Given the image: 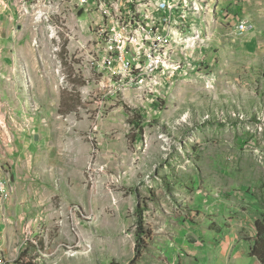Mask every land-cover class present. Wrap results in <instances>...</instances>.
<instances>
[{
    "label": "rangeland",
    "instance_id": "374dc122",
    "mask_svg": "<svg viewBox=\"0 0 264 264\" xmlns=\"http://www.w3.org/2000/svg\"><path fill=\"white\" fill-rule=\"evenodd\" d=\"M191 15L193 51L164 62L185 74L147 73L139 88L100 71L80 20L52 39L57 19L18 15L0 46V264H130L137 233L148 264L167 248L262 264L249 252L264 225V0H206L201 25ZM48 158L82 173L45 179ZM75 180L97 209L67 201Z\"/></svg>",
    "mask_w": 264,
    "mask_h": 264
},
{
    "label": "built area",
    "instance_id": "2783aa9c",
    "mask_svg": "<svg viewBox=\"0 0 264 264\" xmlns=\"http://www.w3.org/2000/svg\"><path fill=\"white\" fill-rule=\"evenodd\" d=\"M205 4L206 0H194L192 4L191 14L199 13L200 25L206 16ZM3 6V0H0V8ZM183 7H173V0H152L151 7H143V0H64L59 16L69 21V13H77L84 31L92 36L101 34V44H93L95 65L102 73L120 72V86L124 79H133L135 88H139L140 84L150 81L140 80V72H150V79L151 75H158L160 85L161 82L171 84L182 72L185 74L182 65H164V58L185 55L194 48L183 47V40L190 39L186 34L179 35L176 47H169L168 37H165L166 25L191 21V15L183 14ZM81 15L86 18L82 20ZM125 29L135 30V37H125ZM33 43L37 44L35 40ZM0 182L2 196L7 197L6 177L1 175Z\"/></svg>",
    "mask_w": 264,
    "mask_h": 264
},
{
    "label": "crops",
    "instance_id": "0c3cea01",
    "mask_svg": "<svg viewBox=\"0 0 264 264\" xmlns=\"http://www.w3.org/2000/svg\"><path fill=\"white\" fill-rule=\"evenodd\" d=\"M3 4L4 6L0 8V46L2 47H4V45L2 44V40H5L6 38L10 39V36H12L13 34V31H11V26L13 25V23L16 22L17 24L19 22V17L17 15L16 8L17 1L3 0ZM23 22L26 23V21ZM17 28H19L18 25ZM82 165L83 163L81 161H70V159L58 160L54 158H48L45 160V179H49L52 177H65L70 175H73V177L77 179L76 175L80 176L82 173ZM16 175H22V172L17 170ZM69 190H71V194L67 196V198L69 199L67 201H73L81 209H97L99 196L98 194L91 191V194L89 196L86 189L82 188L81 183L76 182V180L74 181V185L69 187ZM55 194V191H52L51 188L45 186V206L51 203V197L55 196ZM61 194V197L63 196V202L64 204H66L64 201L65 196L63 192ZM63 230L69 240H72V238H74V236L69 230L68 224L66 225V227L63 226ZM167 250L168 251L165 252L164 257L161 258L160 262L157 260V258H154V262L151 264H183L185 262H191L192 264H200L196 260H193L188 254L178 256L177 254H175L177 253V251H174V253L171 249L167 248ZM141 259L142 257L140 255V259L137 261L136 264H148L141 261Z\"/></svg>",
    "mask_w": 264,
    "mask_h": 264
},
{
    "label": "bare ground",
    "instance_id": "6f19581e",
    "mask_svg": "<svg viewBox=\"0 0 264 264\" xmlns=\"http://www.w3.org/2000/svg\"><path fill=\"white\" fill-rule=\"evenodd\" d=\"M16 1H17V7H16L17 15L19 16H24L26 18H29L36 23L46 22L47 24L49 23L48 25H51V23H53V19L58 20L57 24L53 23L54 24L53 26H49V37L52 39L57 37L58 34L63 31V29H68L69 34L72 35L76 33L80 34L84 30V29L80 30L78 28L79 27L78 21L80 19H78L77 13H69V21L67 20V18H63L59 16L60 6L61 4L64 3V0H30V2H25V0H16ZM192 4L193 3L191 2V0H173V7L184 6L183 7L184 15H191ZM151 6H152V0H143V7H151ZM72 21L75 22L72 23ZM69 25H71V29L69 28ZM175 25L179 27L180 31L182 30L181 34L176 35L179 29L178 27L176 28ZM190 26L192 27V25L188 26L187 23H185L184 21H180L179 24L166 25L165 37H168V43L170 41L171 44L172 42L177 44V41L179 40V35L186 34V37H188L187 35L191 28ZM125 37H135V30L125 29ZM90 38H92V35ZM195 38L196 37H191L190 39H186L185 42L195 41ZM90 42H91L90 44L91 50L96 53V48L93 47V44H101V34H93V41ZM166 61H167L166 58H164L165 63ZM147 73L150 72H140V77H143V75L145 76ZM113 74L114 76H119L120 72L114 71Z\"/></svg>",
    "mask_w": 264,
    "mask_h": 264
},
{
    "label": "trees",
    "instance_id": "16d2710c",
    "mask_svg": "<svg viewBox=\"0 0 264 264\" xmlns=\"http://www.w3.org/2000/svg\"><path fill=\"white\" fill-rule=\"evenodd\" d=\"M255 226L257 228V239L254 242L251 250L249 252V256L255 257L259 262L264 264V225L260 222H256ZM141 252V243H140V235L137 233L136 235V244L134 248V256L130 261V264H136L140 259Z\"/></svg>",
    "mask_w": 264,
    "mask_h": 264
}]
</instances>
